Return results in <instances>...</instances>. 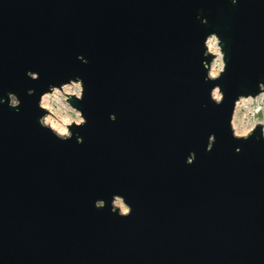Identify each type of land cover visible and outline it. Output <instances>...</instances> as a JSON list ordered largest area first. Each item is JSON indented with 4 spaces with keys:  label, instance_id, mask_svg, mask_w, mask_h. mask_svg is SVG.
<instances>
[{
    "label": "water",
    "instance_id": "water-1",
    "mask_svg": "<svg viewBox=\"0 0 264 264\" xmlns=\"http://www.w3.org/2000/svg\"><path fill=\"white\" fill-rule=\"evenodd\" d=\"M209 32L227 54L219 106L200 66ZM77 76L83 142H60L37 101ZM260 81L264 0H0V264H264V142L228 127ZM113 194L130 216L110 213Z\"/></svg>",
    "mask_w": 264,
    "mask_h": 264
},
{
    "label": "clouds",
    "instance_id": "clouds-1",
    "mask_svg": "<svg viewBox=\"0 0 264 264\" xmlns=\"http://www.w3.org/2000/svg\"><path fill=\"white\" fill-rule=\"evenodd\" d=\"M235 5L237 0H230ZM202 24H206V19H201L197 15ZM200 66L204 72L203 81L211 83L212 86L208 91L210 102L219 106L224 101V92L220 85L215 83L221 78L227 70L226 53L224 52V44L216 32H209L203 39ZM81 63L86 64L87 60L78 55L76 57ZM26 77L30 80H38L39 73L27 71ZM257 93L238 94L232 101V111L228 120V127L231 136L235 140L249 139L259 127L258 140L264 142V81L257 82ZM34 90L28 89L27 95H33ZM84 98L83 80L80 77L69 78L66 82L60 83L58 86L50 84L46 91L42 92L37 101V108L42 113L38 117V125L47 130L55 139L60 142L72 140L75 135V142L80 144L83 138L78 133H73L72 128H82L87 119L82 110L73 105V99L81 102ZM7 106L15 111H19L20 100L12 93H7ZM5 100L0 98V104H4ZM108 119L115 122L116 115L110 113ZM215 142V135L210 134L207 138L205 151H211ZM237 153L239 148L235 150ZM195 153L189 152L185 158V164L191 165L195 161ZM96 209H102L106 206L103 199H97L93 202ZM109 211L120 218H126L131 215L132 208L125 198L119 194H113L108 202Z\"/></svg>",
    "mask_w": 264,
    "mask_h": 264
},
{
    "label": "rangeland",
    "instance_id": "rangeland-1",
    "mask_svg": "<svg viewBox=\"0 0 264 264\" xmlns=\"http://www.w3.org/2000/svg\"><path fill=\"white\" fill-rule=\"evenodd\" d=\"M261 116H264V113H262Z\"/></svg>",
    "mask_w": 264,
    "mask_h": 264
}]
</instances>
